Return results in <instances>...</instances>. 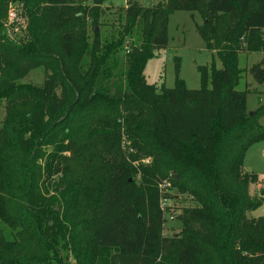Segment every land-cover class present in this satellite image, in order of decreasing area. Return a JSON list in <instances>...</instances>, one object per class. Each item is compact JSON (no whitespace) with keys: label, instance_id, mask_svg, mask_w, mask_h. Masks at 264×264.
<instances>
[{"label":"trees","instance_id":"obj_1","mask_svg":"<svg viewBox=\"0 0 264 264\" xmlns=\"http://www.w3.org/2000/svg\"><path fill=\"white\" fill-rule=\"evenodd\" d=\"M106 1L0 0V264H264V216L248 215L264 199L243 170L264 141V105L250 115L239 90V56L264 54V0L129 1L110 39L96 29ZM17 3L22 43L7 29ZM178 11L201 17L212 54L200 89L178 61L172 89L144 76ZM38 68L41 87L20 83ZM249 72L264 83V59ZM163 181L197 204L173 237Z\"/></svg>","mask_w":264,"mask_h":264},{"label":"rangeland","instance_id":"obj_2","mask_svg":"<svg viewBox=\"0 0 264 264\" xmlns=\"http://www.w3.org/2000/svg\"><path fill=\"white\" fill-rule=\"evenodd\" d=\"M129 1L139 2L144 6H152L164 0H107L101 7L102 15L100 24L96 27L102 38L108 37L110 39L116 37L114 35L118 34L122 25L119 16L123 13ZM84 3L92 5V0H84ZM12 7L14 9L20 8L24 15L25 9L23 4H12ZM25 24L26 19H24L21 26L15 24L12 28H9L14 35L8 33L14 36L19 43L23 41L21 29H25ZM196 24H202V19L197 13L192 15L190 12L178 11L169 17L168 47L158 51L157 56L148 62L144 70V76L148 84L155 85L158 88L162 86L168 89L174 88L177 78L176 66L178 61L179 78L185 82L186 87L191 90L200 89L201 75L198 72V67L211 65L212 54L206 50L203 40L196 31ZM92 29L93 27L90 25L88 28L90 37H92ZM130 43H132V40H129L128 44ZM125 53L126 48L115 56V61L119 66L123 64ZM263 59L264 54L261 53L241 54L239 56L240 68L247 70L239 90L248 92L246 104L248 113L264 105V83H257L249 72L252 66L260 63ZM216 64L218 68L221 67L218 59H216ZM116 73L118 75V71ZM44 78V68H38L31 71L20 83H29L41 87L44 83ZM118 78L115 79L114 77L112 83H117ZM4 119L5 105L4 102H1L0 128L3 125ZM126 145L130 146L131 141L126 142ZM243 170L246 173L256 174L258 176V183L250 185L249 191L250 194L252 193V196L263 199L260 194L264 189V141L252 146L248 150L245 155ZM165 182L167 181L161 182V187L169 195V198H163L161 200V207L165 218L163 235L165 237H173L178 235L181 230L179 218L183 209L194 207L197 204L187 194L180 193L173 186L171 188L170 183ZM254 185H257L256 187L258 188H254ZM248 215L253 218L264 216V202L259 209L250 212Z\"/></svg>","mask_w":264,"mask_h":264},{"label":"built area","instance_id":"obj_3","mask_svg":"<svg viewBox=\"0 0 264 264\" xmlns=\"http://www.w3.org/2000/svg\"><path fill=\"white\" fill-rule=\"evenodd\" d=\"M24 19H23V14L20 8H11L9 9L8 12V21H7V29L12 28V26L16 25H22ZM8 32L10 34H13V32L9 29ZM14 35V34H13Z\"/></svg>","mask_w":264,"mask_h":264},{"label":"water","instance_id":"obj_4","mask_svg":"<svg viewBox=\"0 0 264 264\" xmlns=\"http://www.w3.org/2000/svg\"><path fill=\"white\" fill-rule=\"evenodd\" d=\"M250 115H252V112L250 113ZM260 196H261V198L264 199V189H263L262 193L260 194Z\"/></svg>","mask_w":264,"mask_h":264},{"label":"crops","instance_id":"obj_5","mask_svg":"<svg viewBox=\"0 0 264 264\" xmlns=\"http://www.w3.org/2000/svg\"><path fill=\"white\" fill-rule=\"evenodd\" d=\"M257 185H254V188L256 187ZM258 187H256V189H257ZM259 188H260V185H259ZM252 194V193H251Z\"/></svg>","mask_w":264,"mask_h":264}]
</instances>
